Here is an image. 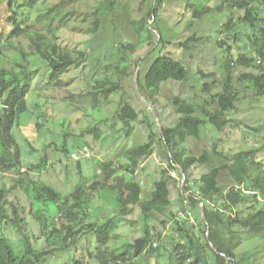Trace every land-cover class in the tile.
Listing matches in <instances>:
<instances>
[{"label": "trees", "instance_id": "trees-1", "mask_svg": "<svg viewBox=\"0 0 264 264\" xmlns=\"http://www.w3.org/2000/svg\"><path fill=\"white\" fill-rule=\"evenodd\" d=\"M44 1H0V60H8L5 52L12 51L22 61L29 63L25 67L10 61L7 69L0 67V173L18 175L10 189L0 187V264H46L57 255L64 258L69 254L73 256L65 264H150L149 260L153 258L156 261L166 259L164 264H246V257L239 258L235 254L244 241L242 236L248 234L257 237L264 234L263 127L246 126L252 138V147L247 151L224 153L218 151L214 144L211 150H203L199 157H195L185 148L188 140H199L201 130L206 125L222 133L231 124L238 102L231 74L226 75L218 93L212 90L215 82H205L194 91L190 102L175 97L172 107L178 120L174 127L159 131L153 120H150L151 133H157L167 150L169 169L178 173L179 177H185L180 188L184 212L194 209L201 211L202 205L204 218L200 214L199 237L189 231L186 223L176 220L173 221L174 228L183 243L163 238L162 232L157 229H165L166 221L161 217L172 206L170 182L173 178L168 170H162L153 191L146 199L142 198L143 191L136 180V173L139 162L151 155L153 141L127 152L131 159L130 165L117 169L111 163L103 164L96 177L89 181L82 179L69 194L60 193L32 178L33 174L48 168L47 154L39 157L37 164L27 165L25 173H20L23 155L13 131L29 111L28 98L32 83L36 78L40 82L46 80L48 89L54 90L62 84V77L78 65L80 60H75L68 50L60 48L52 38H56L57 33L72 20L81 17L69 8L90 0H59L41 14L37 10ZM164 2L151 0L142 18L132 22L139 38L137 47L120 43L121 47L133 54L144 46L153 49L157 42L156 32L161 34V40L153 49L157 57L145 70L140 69L138 78L141 95L154 109V98L162 84L186 83L188 79L187 71L178 61L160 54L168 41L157 25L151 27L148 24L158 19V12ZM225 4L227 9L243 12L239 22L251 29L255 30L259 23L264 22V0H224L217 11L224 12ZM211 12L207 7L197 8L192 17L202 19ZM84 21L81 20V23ZM228 21L232 22L233 17L230 16ZM228 26L226 24L225 28ZM99 29L100 22L97 19L92 32L98 33ZM259 32L260 36L254 35L253 41L258 47L257 57L254 59L240 54L235 61L237 66L253 68L257 74H242L235 82L249 84L255 98H264V30ZM189 41H193V38L182 46L187 47ZM24 43L27 45L24 46ZM227 51L230 52V47ZM81 57H84L83 54ZM147 59L142 61L139 58L135 65L138 66L142 61L143 67ZM209 77L202 75L203 79ZM91 83L94 90L92 109L98 107L99 98L105 100L122 91L121 86L111 80L99 83L92 78ZM40 109L42 113L43 105H40ZM137 118V112L129 104H124L117 112V120L123 124L136 121ZM41 123L42 119L38 117L34 125L37 141L40 139ZM91 133L97 138L100 135L97 129ZM48 149L53 154L72 160L73 151L64 142L60 146L52 143L44 151ZM76 153L80 155L81 148ZM213 161L217 164L214 165ZM207 165L210 167L209 172L193 180L192 169ZM18 193H23L27 198L29 212L17 198ZM100 193L112 195L114 210H118V215L115 212L101 214L97 209H90L95 196ZM33 206L37 209L35 212ZM243 206H246L247 214L241 216L236 210ZM136 209L140 210L144 243L137 253L132 245H128V250L120 254L110 243L119 239L117 231L120 225ZM26 216H31L37 225V236L28 232ZM10 232H14L19 241L17 247L10 242ZM91 238L94 239L93 243ZM154 241L159 242L160 246L155 244L156 247H153ZM79 252L81 256H77ZM85 255L88 260L83 262Z\"/></svg>", "mask_w": 264, "mask_h": 264}, {"label": "rangeland", "instance_id": "rangeland-1", "mask_svg": "<svg viewBox=\"0 0 264 264\" xmlns=\"http://www.w3.org/2000/svg\"><path fill=\"white\" fill-rule=\"evenodd\" d=\"M44 2L37 10L41 14L59 0ZM223 3L224 0H165L158 12V19L148 23L151 27L157 25L168 41L160 54L178 61L188 74L186 83L167 82L160 86L154 98L155 109L144 98L146 104L136 91L135 74L138 66L135 62L148 54L145 57L148 58L147 63L143 67L142 63L140 65V69L145 70L157 54H153V49L150 50L147 46L139 48L133 54L120 46V43L138 46L139 38L135 34L132 22L142 18L151 0H90L70 7V11L81 17L72 20L57 33L56 38L52 39L60 48L68 50L75 60L80 61L62 77V84L54 90L48 89L46 80L40 82L36 78L33 81L28 98L29 111L20 119L19 126L13 131L23 155L20 173H25L27 165L37 164L39 157L47 154L48 168L41 173L33 174L32 178L44 182L60 193L69 194L82 179L89 181L96 177L103 164L111 163L117 169L130 165L131 159L127 152L153 141L151 155L139 162L136 180L141 184L142 198L146 199L153 191L154 183L159 181L162 170H168L173 178L170 182L172 206L166 215L161 217L166 221V227L163 230L160 227L157 229L162 232L163 238L183 243V239L174 228L173 221L176 220L186 223L190 232L201 236L198 222L201 211L194 209L184 212L180 192L183 179L169 169L167 150L157 133H151L149 126L150 120H153L156 127L160 128L159 131H162V128L174 127L178 120L172 107L175 97L190 102L194 91L200 89L205 82L208 84L215 82L212 90L218 93L226 75L231 74L234 79L233 91L238 94L231 124L222 133H217L211 126L206 125L201 130L199 140H188L185 148L195 157H199L203 150H211L214 144L217 145L218 151L238 153L252 147V138L246 126H262L264 134V98H255L249 84L235 82L242 74H257L253 68L237 66L235 61L240 54L254 59L257 57L258 47L253 44L254 35L260 36L259 30H264V22L259 23L255 30L251 29L239 22L243 12L233 8L227 9V4L224 5V12H218L217 8ZM206 7L212 10L209 15L202 19H193L195 9ZM262 15L264 18V14ZM230 16L233 17L232 22L228 21ZM83 19L85 21L81 23ZM97 19L100 22V29L98 33H94L92 31ZM226 24L229 25L228 28H225ZM44 32L48 33L46 29ZM156 36L161 40L159 32H156ZM191 38L193 41H189L187 47H183L182 44ZM26 45L27 43H24V46ZM228 47L230 52L227 53ZM5 55L8 60H0L1 68L7 69L10 61L21 63L25 67L29 65L12 51H6ZM202 75L211 77L203 79ZM92 78L99 83L111 80L119 84L122 91L105 100L99 98L98 107L92 109L91 100L94 92L91 86ZM124 104H129L137 112L136 121L123 124L117 120V112ZM40 105H43L42 113ZM1 110L0 105V112ZM38 117L42 119L39 141L34 132ZM93 129L100 132L98 138L91 133ZM63 142L77 159L71 155L72 160L69 161L62 155L53 154L50 149L44 151L52 143L60 146ZM79 148L85 155L76 153ZM213 163L217 164L216 161ZM209 170L208 165L193 168L191 171L193 180H197ZM16 178L18 175L15 173H0V187L10 189ZM17 198L20 203L26 205L29 212V203L24 194L18 193ZM92 206L91 210L97 209L101 214L110 215L113 212L119 214L118 210H114L113 197L110 194L96 195ZM32 209L34 212L37 210L35 206ZM236 212L244 216L247 214L246 206L237 209ZM26 221L28 232L37 236L38 228L32 217L26 216ZM117 234L119 239L111 242L110 246L120 254L128 250V245L133 246L134 252L143 245V226L139 209L120 225ZM10 237L11 244L17 247L19 241L15 233L10 232ZM242 237L244 241L235 251L236 256L246 257V264H264V234L257 237L246 234ZM91 242H94L93 238ZM155 244L160 246L159 242L154 241L153 247H156ZM72 256L69 254L63 258L57 255L46 264H65ZM77 256H81V252ZM87 260L88 257L85 255L82 261ZM156 262L164 264L166 259L149 260L150 264Z\"/></svg>", "mask_w": 264, "mask_h": 264}, {"label": "water", "instance_id": "water-1", "mask_svg": "<svg viewBox=\"0 0 264 264\" xmlns=\"http://www.w3.org/2000/svg\"><path fill=\"white\" fill-rule=\"evenodd\" d=\"M159 41H160V38H159V36H158V39H157V42H156L154 48L158 45ZM154 48H153V49H154ZM152 51H153V50H152ZM147 55H148V54H147ZM147 55H146V56H147ZM146 56H145V57H146ZM145 57H143L142 61L145 59ZM142 61L138 64V67H137V70H136V74H135V87H136V91H137V93L139 94L140 98H141V99L147 104V102L145 101L144 97L141 95L140 90H139V87H138V72H139L140 65H141ZM159 130H160V128H159ZM182 179H183V180H182V183H184V180H185L184 175L182 176ZM201 214H202V218H204V217H203V213H202V205H201ZM207 235H208V233H207ZM210 246H211V245H210ZM139 248H140V246H139ZM139 248H138V250H139ZM211 248L213 249L212 246H211ZM138 250H137L135 253H137ZM213 250H214V249H213Z\"/></svg>", "mask_w": 264, "mask_h": 264}, {"label": "built area", "instance_id": "built-area-1", "mask_svg": "<svg viewBox=\"0 0 264 264\" xmlns=\"http://www.w3.org/2000/svg\"><path fill=\"white\" fill-rule=\"evenodd\" d=\"M72 156H73V158L77 159L75 155H72Z\"/></svg>", "mask_w": 264, "mask_h": 264}]
</instances>
